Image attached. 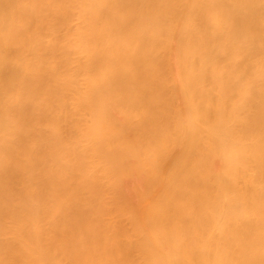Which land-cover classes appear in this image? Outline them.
Segmentation results:
<instances>
[{
  "label": "bare ground",
  "instance_id": "bare-ground-1",
  "mask_svg": "<svg viewBox=\"0 0 264 264\" xmlns=\"http://www.w3.org/2000/svg\"><path fill=\"white\" fill-rule=\"evenodd\" d=\"M0 264H264V0H0Z\"/></svg>",
  "mask_w": 264,
  "mask_h": 264
}]
</instances>
